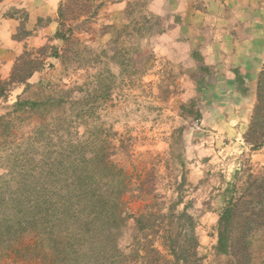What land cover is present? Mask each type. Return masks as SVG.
I'll return each mask as SVG.
<instances>
[{
	"label": "rangeland",
	"instance_id": "1",
	"mask_svg": "<svg viewBox=\"0 0 264 264\" xmlns=\"http://www.w3.org/2000/svg\"><path fill=\"white\" fill-rule=\"evenodd\" d=\"M147 1H0V264H264V146L243 137L264 0L220 68Z\"/></svg>",
	"mask_w": 264,
	"mask_h": 264
},
{
	"label": "crops",
	"instance_id": "2",
	"mask_svg": "<svg viewBox=\"0 0 264 264\" xmlns=\"http://www.w3.org/2000/svg\"><path fill=\"white\" fill-rule=\"evenodd\" d=\"M235 3V9L228 7L226 0H148L146 5L149 13L163 17L172 24L163 36L173 38V45L180 48L186 44L189 46L187 50H190L199 44L196 42L198 39L202 41V49L212 48L213 56L217 59L215 63L220 68L219 60L227 56L226 53L238 54L242 36L247 34L243 25L249 16L248 4L244 0H235ZM235 21L237 24L240 22L239 27L243 28L244 33L242 30L233 31L237 26L233 24ZM245 40L249 42V39ZM210 55L212 53L207 56Z\"/></svg>",
	"mask_w": 264,
	"mask_h": 264
},
{
	"label": "trees",
	"instance_id": "3",
	"mask_svg": "<svg viewBox=\"0 0 264 264\" xmlns=\"http://www.w3.org/2000/svg\"><path fill=\"white\" fill-rule=\"evenodd\" d=\"M57 37L61 39H66L65 35H62L60 31L57 32ZM8 84L9 83H6L4 85L0 84V96H7ZM27 103L28 101L17 100L10 106L14 107V110H19L20 108H23L24 105ZM243 137H244V141L251 147V149H259L264 146V62L257 76L256 100L249 118L248 127ZM263 176H264V170H263V174H260V176L258 175L255 179L256 180L263 179ZM259 187L260 184L257 185L255 184V189L251 188L250 195L253 196V194L255 193L254 197L257 198L261 197L262 195L264 196V194H262V192L258 189ZM232 189H234V185L231 184V187L227 190V192H231ZM256 193L258 195H256ZM235 205L236 203L234 201V196L230 195V197H228L227 207L224 209L218 225V237H217L216 249L217 251L229 256L230 255L232 256L233 254L232 253L233 242L231 237V232H232L231 218ZM246 219L247 220L251 219V216L248 215ZM171 254L173 256L177 255L174 248Z\"/></svg>",
	"mask_w": 264,
	"mask_h": 264
}]
</instances>
